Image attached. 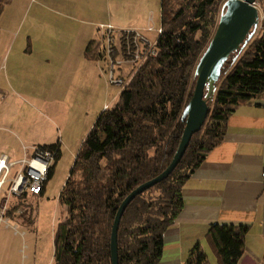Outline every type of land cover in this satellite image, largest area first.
Returning a JSON list of instances; mask_svg holds the SVG:
<instances>
[{
    "label": "trees",
    "instance_id": "obj_1",
    "mask_svg": "<svg viewBox=\"0 0 264 264\" xmlns=\"http://www.w3.org/2000/svg\"><path fill=\"white\" fill-rule=\"evenodd\" d=\"M226 1L161 0L157 55L135 70L114 106L99 114L59 194L65 215L54 229L51 264H111L110 234L118 207L131 191L164 171L177 151L185 126L182 112L195 85L194 69ZM5 3L0 0V13ZM257 6L259 34L224 63L214 97L208 101L207 118L179 164L125 209L117 234L118 264L159 262L163 237L183 209L187 180L223 141L229 116L264 98V0H257ZM85 56L98 57L94 42L88 44ZM42 147L57 150L55 164L59 144ZM46 184L36 196L44 194ZM27 197L11 201L6 215L12 221L27 220ZM246 231L241 225L210 226L205 242L218 264L238 263ZM186 264H210L202 244L190 250Z\"/></svg>",
    "mask_w": 264,
    "mask_h": 264
},
{
    "label": "crops",
    "instance_id": "obj_2",
    "mask_svg": "<svg viewBox=\"0 0 264 264\" xmlns=\"http://www.w3.org/2000/svg\"><path fill=\"white\" fill-rule=\"evenodd\" d=\"M111 1L100 15L94 0H6L0 13V108H13L6 90L14 93L12 97L20 96L9 77L27 81L30 88L36 71H42L37 78L45 81L44 64L61 60L63 47L52 46L48 37L55 39L53 36L65 28L74 30L78 24L87 30V48L96 42L94 29L103 22L144 28L156 0ZM24 19L25 37L19 40L16 34ZM21 126L23 129L14 117L6 120L0 111V131L12 135L22 153L23 147L54 145L37 137L27 124ZM182 197L183 209L163 237L157 264H186L197 244L203 245L210 264H218L205 242L212 224L247 227L244 251L237 264H264V98L242 105L229 116L223 141L187 180Z\"/></svg>",
    "mask_w": 264,
    "mask_h": 264
},
{
    "label": "rangeland",
    "instance_id": "obj_3",
    "mask_svg": "<svg viewBox=\"0 0 264 264\" xmlns=\"http://www.w3.org/2000/svg\"><path fill=\"white\" fill-rule=\"evenodd\" d=\"M160 2L161 0H156L152 11L147 13L144 28H137L151 43L157 40V29L161 27ZM95 3L100 15L112 5L111 0H94V5ZM66 22L69 23L68 20ZM108 26L115 31L130 29L116 27L110 22L99 24L94 29V38L97 39L94 42L98 55L96 59L85 57L86 41L90 38L86 40L87 30L77 24L74 30L65 28L62 34L53 36L55 39L48 37L49 44H60L63 47V57L59 62L44 64L45 81L40 82L37 78L38 74L42 73L40 70L36 71L37 76L33 77L30 88L27 81L9 77L14 91L20 96L15 94L12 97L14 93L6 90L5 96L11 101L13 108H0L1 114H4L6 120L14 117L15 123L21 128V125L27 124L29 129H35V135L43 137V141L59 144L60 155L54 164L44 194L36 197L28 195L26 198L24 208L27 209V220L12 221L5 215L11 228L5 223H0V264L52 262L54 229L65 215V208L59 204V194L68 178L75 156L99 114L114 106L124 85L135 72L134 67L123 63L119 65L123 60V51L118 39L110 57L105 58L98 53L101 51L100 38L102 39ZM259 29L260 25L251 40L258 36ZM25 31L24 19V25L18 28L16 34L19 40L25 37ZM111 63L113 80L120 79L124 81V85L119 86L112 81ZM20 120L23 122L20 123ZM31 136L34 137L33 134ZM15 141L12 135L0 131V154L6 153L14 160L23 158L17 143H13ZM14 226H17L19 233H24L23 237L19 233L16 235L17 231L12 229Z\"/></svg>",
    "mask_w": 264,
    "mask_h": 264
},
{
    "label": "water",
    "instance_id": "obj_4",
    "mask_svg": "<svg viewBox=\"0 0 264 264\" xmlns=\"http://www.w3.org/2000/svg\"><path fill=\"white\" fill-rule=\"evenodd\" d=\"M260 19L257 0H227L224 3L215 32L194 69L195 85L182 112L185 126L177 151L164 171L131 191L118 207L110 234L111 264H118L117 234L125 209L138 195L165 180L179 164L192 136L201 130L207 118L208 101L214 97L215 84L224 63L232 53L242 50L250 42Z\"/></svg>",
    "mask_w": 264,
    "mask_h": 264
},
{
    "label": "built area",
    "instance_id": "obj_5",
    "mask_svg": "<svg viewBox=\"0 0 264 264\" xmlns=\"http://www.w3.org/2000/svg\"><path fill=\"white\" fill-rule=\"evenodd\" d=\"M116 30L118 31L110 26L106 28V33L102 39L100 38L99 49L101 51H98L100 56L110 57L117 45V39L123 51V60L119 62V65L123 63V65L134 67L136 70L146 59L157 55V40L151 43L137 29ZM149 30L153 29L149 28ZM161 33L162 26L157 29V34ZM110 68L114 84L124 85V81L120 79L113 80V63ZM23 155V158L14 160L6 154H0V223H5L7 227L10 225L5 215L10 209L11 200L18 199L23 195L36 196L40 194L46 184L48 172L56 159L57 150L42 146L23 147ZM18 212L20 213L22 210H18ZM13 229L17 231V226H14Z\"/></svg>",
    "mask_w": 264,
    "mask_h": 264
}]
</instances>
